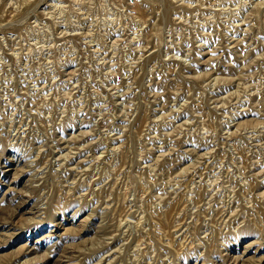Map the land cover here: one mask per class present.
I'll return each instance as SVG.
<instances>
[{"label":"rangeland","instance_id":"1","mask_svg":"<svg viewBox=\"0 0 264 264\" xmlns=\"http://www.w3.org/2000/svg\"><path fill=\"white\" fill-rule=\"evenodd\" d=\"M0 264H264V0H0Z\"/></svg>","mask_w":264,"mask_h":264}]
</instances>
